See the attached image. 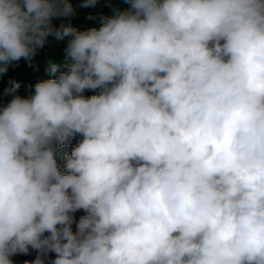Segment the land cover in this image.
I'll list each match as a JSON object with an SVG mask.
<instances>
[{"label":"clouds","instance_id":"clouds-1","mask_svg":"<svg viewBox=\"0 0 264 264\" xmlns=\"http://www.w3.org/2000/svg\"><path fill=\"white\" fill-rule=\"evenodd\" d=\"M128 2L79 31L69 0H0V76L72 37L4 90L0 264H264V0Z\"/></svg>","mask_w":264,"mask_h":264},{"label":"rangeland","instance_id":"rangeland-1","mask_svg":"<svg viewBox=\"0 0 264 264\" xmlns=\"http://www.w3.org/2000/svg\"><path fill=\"white\" fill-rule=\"evenodd\" d=\"M128 1V0H127ZM75 9V15L71 17V25L79 31H84L90 28L99 29L102 24L101 17H113L119 12L126 11L125 4L111 3L110 0H96L94 7H83V0H69ZM62 23L53 21V25L57 28ZM71 36H66L63 39H57L55 36L48 37L47 43L42 49L38 50V54L33 58V66H29L25 59L19 62H13L9 66L8 71L3 76H0V109L5 106L11 99V95H4V90L9 87V79H15L21 83V87L17 90L18 95L24 98H29L34 94V85L37 82L46 79L58 78L61 72H66L67 68L64 66L68 61L66 59V48ZM51 64L60 65V68L55 74H50L48 69ZM85 97H90L96 94V91L85 90L83 93ZM79 141L82 139L80 134L72 137L71 141ZM85 213L79 210L74 213L76 221ZM73 231L76 229L73 224ZM45 235H48L45 233ZM29 257L34 261L36 257L29 252Z\"/></svg>","mask_w":264,"mask_h":264},{"label":"trees","instance_id":"trees-1","mask_svg":"<svg viewBox=\"0 0 264 264\" xmlns=\"http://www.w3.org/2000/svg\"><path fill=\"white\" fill-rule=\"evenodd\" d=\"M111 3L113 2H119L121 4H125L126 10H129L131 8V4L127 1V0H110ZM54 22L56 23H63L65 25L67 24H71V17H61V18H54L53 19ZM79 143V141H76V139L74 141H71V144L67 145V151L69 152V154H71L72 149ZM60 151H58L57 155H56V161L57 164L60 168H63L64 165V160L62 157V151H63V146H57ZM29 252L32 253V255H34V257H37L38 253L36 250H32L30 249ZM31 257V256H30ZM28 254H16L14 256L11 257L13 264H25V261H31L33 260L32 258H30ZM55 258V253H49L47 256L43 257L45 264H51L52 260Z\"/></svg>","mask_w":264,"mask_h":264}]
</instances>
